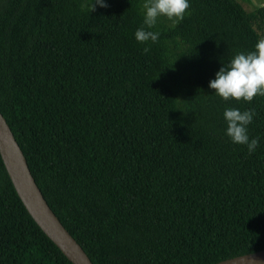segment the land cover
<instances>
[{
	"label": "trees",
	"instance_id": "trees-1",
	"mask_svg": "<svg viewBox=\"0 0 264 264\" xmlns=\"http://www.w3.org/2000/svg\"><path fill=\"white\" fill-rule=\"evenodd\" d=\"M0 0V113L47 204L93 264H215L264 249V97L209 82L264 37V5L189 0L158 42L144 0ZM149 47L145 54L143 49ZM226 108L255 110L249 153ZM0 264H73L0 156Z\"/></svg>",
	"mask_w": 264,
	"mask_h": 264
},
{
	"label": "clouds",
	"instance_id": "clouds-1",
	"mask_svg": "<svg viewBox=\"0 0 264 264\" xmlns=\"http://www.w3.org/2000/svg\"><path fill=\"white\" fill-rule=\"evenodd\" d=\"M97 5L107 7L104 0H91L81 7H88L92 12ZM141 7L143 24L136 30L135 39L146 44L149 41L158 42L160 33L150 29L156 26L160 17L178 24L184 19L190 4L189 0H144ZM143 51L147 54L150 48L145 47ZM209 88L225 102L251 103L257 96L264 97V37L257 41L253 51L237 53L227 65L222 66L209 82ZM255 114L254 109L241 112L236 108H226L223 113L227 124L226 135L233 143L246 145L249 153L254 152L260 142L259 137L250 140L247 131Z\"/></svg>",
	"mask_w": 264,
	"mask_h": 264
},
{
	"label": "water",
	"instance_id": "water-1",
	"mask_svg": "<svg viewBox=\"0 0 264 264\" xmlns=\"http://www.w3.org/2000/svg\"><path fill=\"white\" fill-rule=\"evenodd\" d=\"M0 156L19 198L43 233L73 264H93L47 204L20 146L1 113ZM215 264H264V249Z\"/></svg>",
	"mask_w": 264,
	"mask_h": 264
},
{
	"label": "crops",
	"instance_id": "crops-1",
	"mask_svg": "<svg viewBox=\"0 0 264 264\" xmlns=\"http://www.w3.org/2000/svg\"><path fill=\"white\" fill-rule=\"evenodd\" d=\"M249 1L255 7L264 5V0H249Z\"/></svg>",
	"mask_w": 264,
	"mask_h": 264
},
{
	"label": "rangeland",
	"instance_id": "rangeland-1",
	"mask_svg": "<svg viewBox=\"0 0 264 264\" xmlns=\"http://www.w3.org/2000/svg\"><path fill=\"white\" fill-rule=\"evenodd\" d=\"M243 6L246 10H250L252 8V4H248V3H243Z\"/></svg>",
	"mask_w": 264,
	"mask_h": 264
}]
</instances>
